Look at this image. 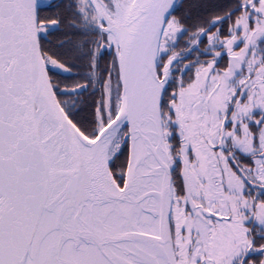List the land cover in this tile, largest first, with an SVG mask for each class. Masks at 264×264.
Instances as JSON below:
<instances>
[{"label": "snow or ice", "instance_id": "6c2138e0", "mask_svg": "<svg viewBox=\"0 0 264 264\" xmlns=\"http://www.w3.org/2000/svg\"><path fill=\"white\" fill-rule=\"evenodd\" d=\"M0 264H264V0H0Z\"/></svg>", "mask_w": 264, "mask_h": 264}, {"label": "trees", "instance_id": "16d2710c", "mask_svg": "<svg viewBox=\"0 0 264 264\" xmlns=\"http://www.w3.org/2000/svg\"><path fill=\"white\" fill-rule=\"evenodd\" d=\"M212 2L219 3V2H223V0H212Z\"/></svg>", "mask_w": 264, "mask_h": 264}]
</instances>
